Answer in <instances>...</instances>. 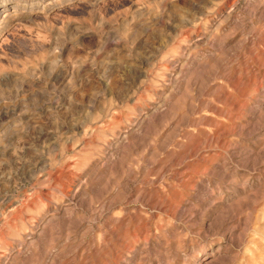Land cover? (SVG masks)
<instances>
[{"label":"clouds","instance_id":"obj_1","mask_svg":"<svg viewBox=\"0 0 264 264\" xmlns=\"http://www.w3.org/2000/svg\"><path fill=\"white\" fill-rule=\"evenodd\" d=\"M0 264H264V0H0Z\"/></svg>","mask_w":264,"mask_h":264}]
</instances>
